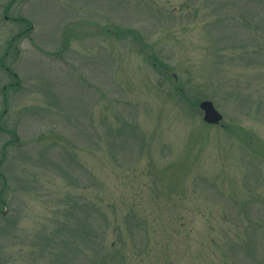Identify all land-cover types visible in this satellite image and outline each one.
Masks as SVG:
<instances>
[{"label": "rangeland", "instance_id": "obj_1", "mask_svg": "<svg viewBox=\"0 0 264 264\" xmlns=\"http://www.w3.org/2000/svg\"><path fill=\"white\" fill-rule=\"evenodd\" d=\"M0 264H264V0H0Z\"/></svg>", "mask_w": 264, "mask_h": 264}, {"label": "water", "instance_id": "obj_2", "mask_svg": "<svg viewBox=\"0 0 264 264\" xmlns=\"http://www.w3.org/2000/svg\"><path fill=\"white\" fill-rule=\"evenodd\" d=\"M199 109L203 112V120L210 125H218L223 119L222 113L211 100L204 99L199 102Z\"/></svg>", "mask_w": 264, "mask_h": 264}]
</instances>
